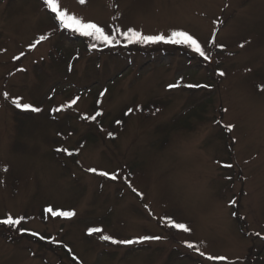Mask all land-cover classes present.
<instances>
[{"label":"rangeland","instance_id":"374dc122","mask_svg":"<svg viewBox=\"0 0 264 264\" xmlns=\"http://www.w3.org/2000/svg\"><path fill=\"white\" fill-rule=\"evenodd\" d=\"M59 3L110 35L187 31L211 58L105 45L60 27L44 0H0V219L28 230L0 225V264H264V0Z\"/></svg>","mask_w":264,"mask_h":264},{"label":"snow or ice","instance_id":"6c2138e0","mask_svg":"<svg viewBox=\"0 0 264 264\" xmlns=\"http://www.w3.org/2000/svg\"><path fill=\"white\" fill-rule=\"evenodd\" d=\"M81 4L85 3V0H79ZM44 3L47 5L48 8L51 9L53 13H55V19L59 21V26L71 30L72 32H77L82 36L92 38L93 40L100 42L105 45H113L117 40V35L122 36L124 40H126L129 43H148V44H156V43H168V44H174V45H185L191 49H193L197 54H199L204 59L208 60L211 57L208 55V53L205 51V48L202 46L201 42L193 35L189 34L187 31H173L170 35H144L142 32L137 31L135 28H128L124 32L117 31V35H110L108 32L105 31V29L98 24L94 22H85L83 19L77 17L76 15L70 14L67 10L63 9L60 6L59 0H44ZM47 39L45 36H40L39 39L36 41L35 44H32L30 47H35L36 44H39L41 41ZM214 42V40H213ZM244 45L241 44L240 47H243ZM93 47H96L94 44ZM220 47H224L223 45H220ZM19 59V57H17ZM221 76L224 75L223 72L219 73ZM179 87V85H169V88ZM188 87H201L200 85H188ZM203 87L207 88L208 85H203ZM107 89H105V92ZM103 95V93H101ZM5 96L7 94L5 93ZM79 99L77 97L72 101V104H75L76 101ZM13 103L17 108L23 109L25 111L31 110L33 112H39L41 109L37 107H33L31 104L28 103H21L20 99L13 100ZM59 111V109H57ZM132 109H128V112L130 113ZM158 111V109H157ZM227 109H225V112ZM97 115H100V113H97ZM90 119L95 120L96 116L90 117ZM117 123H120V121H117ZM235 125H227L226 130L232 131ZM111 135V133L109 134ZM58 151L66 152L69 156H71L73 153L69 151L68 149H58ZM225 167H232L231 164L225 165ZM91 172H97V169L92 168L88 169ZM7 171V169H5ZM100 175H103L105 177H109L112 180H116L118 178L117 174L115 173H108V172H100ZM135 191V189H133ZM232 204H235L236 201H231ZM46 212L50 213L53 216H60L64 218H71L76 215L74 211H54L51 207L46 209ZM24 220V217L14 218L12 215H7L6 218L0 219V225L9 226L11 228H17L18 231L27 232V229L19 228L18 226L22 223ZM166 224L174 229L182 230L184 232H189L190 228L184 224L175 222L172 218H166ZM89 234L102 232V229L99 228H90L88 230ZM31 235L33 236H39L41 240H44V236H40L39 233L32 232ZM101 240L104 241H111L113 244H125V245H131L142 241L147 240H160L162 239L160 236H144L141 237L139 240H116L112 236L109 235H101ZM53 243H56L55 239L53 238ZM186 246L188 248H195L196 251H200L199 248L189 242H186ZM66 247V245H65ZM69 252H71V249H68ZM201 256H205L204 252H200ZM210 261L215 260H225L226 257L223 256H213L208 255L206 257ZM75 259V257H74Z\"/></svg>","mask_w":264,"mask_h":264}]
</instances>
